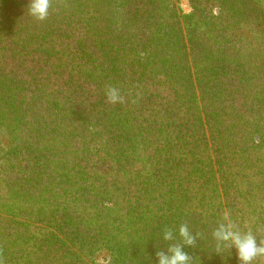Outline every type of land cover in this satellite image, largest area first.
<instances>
[{"label":"trees","instance_id":"16d2710c","mask_svg":"<svg viewBox=\"0 0 264 264\" xmlns=\"http://www.w3.org/2000/svg\"><path fill=\"white\" fill-rule=\"evenodd\" d=\"M187 1L191 12L181 15L175 0H57L42 28L39 22L27 25L29 0H0V104L11 106L0 110V127L9 123L10 113L48 117L57 104L59 118L69 123L82 113L94 117L95 108L107 113V78L98 63L113 50L123 60L119 66L127 59L117 71L129 66L145 85L135 92L126 78L111 83L122 95L140 94V104L154 109L151 115L170 117V131L153 137L165 142L164 148L169 139L182 148L164 150L161 168L182 172L177 218L191 219L193 233L203 234L195 248L184 251L195 264H240L235 248L215 252L211 233L225 211L242 231L264 228V26L253 38L235 42L230 36L264 24V0ZM139 68L147 74H138ZM36 81L38 88H32ZM178 226H160L154 242L127 239L113 254V264H158L156 252L169 243L163 229ZM18 227L0 226L5 264H56L30 260L32 226L20 227L25 234L19 238ZM61 240L45 239L47 252L67 248ZM137 246L143 249L131 261L127 255Z\"/></svg>","mask_w":264,"mask_h":264},{"label":"rangeland","instance_id":"374dc122","mask_svg":"<svg viewBox=\"0 0 264 264\" xmlns=\"http://www.w3.org/2000/svg\"><path fill=\"white\" fill-rule=\"evenodd\" d=\"M174 3L179 14L191 12L187 0ZM210 9L219 14L218 7ZM36 22L31 18L27 25ZM39 26L44 25L39 22ZM263 26L235 30L230 36L235 42L253 38ZM109 51L98 63L106 85L114 86L112 81L126 78L127 84L133 82L128 85L133 91L144 88L142 77H136L129 66L123 73L117 71L127 59L119 66L120 56ZM137 73L147 74L140 68ZM37 82L32 88H38ZM135 92L123 95L124 103L109 104L107 113L100 114L95 108L94 117L92 112L82 113L80 120L73 118L71 123L59 118L57 108L61 104H57L48 117L35 112L26 117L10 113L9 123L0 127V226H19L18 238L25 234L20 227L32 226L27 236L32 240L28 246L30 260L113 264V254L127 239L134 236L139 241L146 238L154 242L159 239L160 226L190 223L191 219L177 218L176 214L182 208L181 191L177 193L182 172L173 166L161 168L164 154L169 150L178 153L182 148L173 147L171 141H176L171 139L164 148L165 142L153 137L157 131H170L166 128L170 117L151 115L154 109L144 108L139 101L143 97ZM9 105L0 104V110L9 109ZM51 236L61 238L68 249L54 246L47 252L43 241ZM139 246L129 252V260L139 255L143 249H137Z\"/></svg>","mask_w":264,"mask_h":264},{"label":"clouds","instance_id":"9594fccd","mask_svg":"<svg viewBox=\"0 0 264 264\" xmlns=\"http://www.w3.org/2000/svg\"><path fill=\"white\" fill-rule=\"evenodd\" d=\"M57 0H29L28 15L37 22H44L49 18L51 10ZM106 101L110 104L124 103L125 98L118 87L109 85L105 88ZM264 228L253 232L251 229L241 230L238 223L225 211L211 236L215 242V252L221 249H236L240 264H260L264 261ZM202 233H193L187 221L182 222L178 228L166 227L163 229V240L169 242L166 250H158L156 257L158 264H195V258L184 251L185 247L195 248ZM0 264L5 259L0 253Z\"/></svg>","mask_w":264,"mask_h":264}]
</instances>
